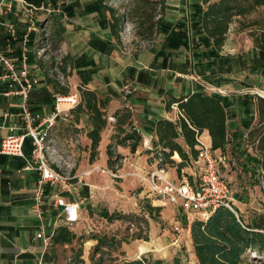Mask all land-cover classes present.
I'll return each mask as SVG.
<instances>
[{
	"label": "crops",
	"instance_id": "obj_1",
	"mask_svg": "<svg viewBox=\"0 0 264 264\" xmlns=\"http://www.w3.org/2000/svg\"><path fill=\"white\" fill-rule=\"evenodd\" d=\"M28 1L36 5L45 2L51 9L50 13L38 12L36 28L29 37L30 73L39 80L29 93L31 112L39 117L53 114L54 96L63 89L79 96L81 91L94 92L107 119L100 141L102 157L124 114L129 118L121 127L127 132L128 125L140 137L134 152L130 151V144L124 147L129 154L140 155L129 163L133 175H140L145 168L148 173V156L161 149L155 133L156 123L159 120L176 122L182 116L178 102L168 108L171 100L186 101L194 93L218 99L226 113L227 139L234 144L247 138L250 129L258 123L259 109L264 107L260 102L264 100V38L240 36L230 40L226 34L223 46L217 49L198 24L192 41L193 14L197 7L204 10L207 6L202 0H166L163 31L154 41L140 46L130 43L129 36L114 38L109 28V14L96 0ZM215 1L218 0H210ZM4 21L14 25L15 37H11L7 28H2L0 46L6 51L10 48L8 54L18 58L26 29L18 3L13 4ZM186 29L190 33L189 42L184 36ZM8 85L7 80H0V141L10 133L11 126L21 122L17 116L21 99L7 94ZM62 108L65 111L54 120L50 130L53 151L49 153L56 162L60 159L57 153L61 152L63 140L70 139L73 146L80 140L84 149L91 152L87 133L92 123L84 104L69 110L66 106ZM5 114L12 116L6 118ZM199 135L205 145H212L207 129ZM177 141L185 148L182 137ZM31 149V140L27 138L24 157L0 154V264H42L48 249V243L36 236L39 226L32 202L38 175L25 169V159L30 157ZM224 150L215 152L225 157L223 165L226 166L228 157ZM71 152L74 154L75 149ZM172 158L176 164L181 161L177 153ZM102 161L106 162L104 157ZM201 167L196 159L181 168L179 174L177 166L168 165L167 175L177 181L185 174L195 184ZM73 183L77 185L76 194L63 192L58 184L45 187L44 232L50 238L60 226L55 197L80 204L91 197L90 186ZM187 230L190 237V228Z\"/></svg>",
	"mask_w": 264,
	"mask_h": 264
},
{
	"label": "rangeland",
	"instance_id": "obj_2",
	"mask_svg": "<svg viewBox=\"0 0 264 264\" xmlns=\"http://www.w3.org/2000/svg\"><path fill=\"white\" fill-rule=\"evenodd\" d=\"M130 2L108 0V4L120 14L127 11ZM121 36H129L128 40L134 46L148 43L136 37L135 26L130 22L123 24ZM227 36L230 40L240 36L264 38V5L245 15L235 16ZM125 128L131 132L128 125ZM238 142L234 144L228 138L224 148L228 158L220 172L230 186L233 206L248 221L253 212L264 211V192L259 172L254 173L255 169L245 157L246 153L254 154L253 144L247 138ZM71 143L70 139L61 142L57 162L51 157L50 151L53 150L50 149V164L68 177V182L79 181V186H90L91 197L80 205L79 221L68 229L74 236H68L63 244L53 245L50 238L48 255L42 264H126L141 260L144 264L156 261L172 264L176 258L180 264H197L187 229L199 216L185 214L178 204H170L155 195L148 183L147 168L140 175L129 171V163L140 155L124 150L130 142L122 133H113L109 138L111 166L108 164V146L103 152L106 162L102 163L100 143L97 153L92 156L84 149L82 141L78 140L74 146ZM51 144L52 141L50 147ZM233 144L236 148L231 154ZM77 147L79 149L76 150ZM74 149L73 154L71 151ZM150 160L151 155L147 158L148 163ZM103 212L114 215V219L106 218ZM243 260L259 264L264 262V256L247 251Z\"/></svg>",
	"mask_w": 264,
	"mask_h": 264
},
{
	"label": "trees",
	"instance_id": "obj_3",
	"mask_svg": "<svg viewBox=\"0 0 264 264\" xmlns=\"http://www.w3.org/2000/svg\"><path fill=\"white\" fill-rule=\"evenodd\" d=\"M109 14V28L115 39L120 40L123 31V24L133 23L136 37L141 41H154L163 31L166 0H130L128 9L120 14L116 8L108 4V0H96ZM207 5L203 10L200 6L196 8L192 20V41L195 37V25L210 37L217 49H221L229 26L235 16L245 15L256 7L264 5V0H202ZM187 42L190 33L184 31ZM196 32V33H195ZM60 95H67V89H63ZM81 102L90 115L92 129L87 133L91 140V156L98 151L101 141V134L107 126V119L100 110L97 97L94 92L81 91ZM173 102H178L182 116L176 122L159 120L155 125L157 143L160 146L165 163L170 166H177L180 174L181 168L198 157L197 135L207 129L212 137V149L224 150L228 139L226 129V113L218 99L201 93H194L191 96L179 100H171L168 108ZM264 103V100H260ZM128 114L120 120L116 135L122 133L125 140H130V151L134 152L139 143L140 137L135 131L126 132L121 126L125 125ZM117 137V136H115ZM182 137L185 148L178 143ZM247 139L253 144L254 154H245L247 162L253 166L252 169L259 172L262 192H264V107L259 109L258 123L253 126L247 134ZM122 142H119L121 145ZM111 146L107 148V155L110 157L108 164L111 166ZM236 146L232 145V152ZM180 157V163L173 160L174 154ZM235 212L226 207L216 208L205 220H194L190 225V238L193 246L197 264H258L249 263L243 260L247 251H254L264 256V211L253 212L250 219L246 221L237 208ZM112 220L114 215L107 212L102 214ZM187 227V226H186ZM68 226L60 225L53 233L51 240L53 244H63L68 236L73 237ZM48 251V249H47ZM47 251L44 259L47 257ZM126 264H144L143 260L127 262ZM151 264V263H150ZM152 264H163L161 261ZM172 264H180L176 258ZM264 264V262H259Z\"/></svg>",
	"mask_w": 264,
	"mask_h": 264
},
{
	"label": "built area",
	"instance_id": "obj_4",
	"mask_svg": "<svg viewBox=\"0 0 264 264\" xmlns=\"http://www.w3.org/2000/svg\"><path fill=\"white\" fill-rule=\"evenodd\" d=\"M14 3L20 5L26 23L25 34L21 42V52L18 58H12L9 50H3L0 46V80H7L9 91L20 97V111L17 116L20 118L19 125L9 128L10 133L0 141V154L24 157L23 146L25 140H31V154L26 158L25 169L36 172L38 175L34 189L32 211L38 222L39 232L37 238L42 239L46 244L50 237L45 235L44 223V199L46 185L58 184L63 192L73 193L77 185L68 182L58 170L51 166L48 151L50 150V130L54 120L62 114L66 106L67 110L75 108L80 103L79 94L60 95L55 94V111L47 117H39L31 112L28 97L32 89L39 83L37 77L30 73L31 67L28 56V44L30 33L36 28L37 14L40 11L50 13V5L45 2L40 5L28 0H0V36L1 29L7 28L11 37H15V27L12 23L4 21V16L12 11ZM11 114H5L10 118ZM198 157L197 162L202 164L198 180L192 184L188 176L183 174L179 179L173 180L167 175L168 165L165 163L161 152H153L149 162L150 170L147 173L148 183L151 191L168 201L170 204H178L185 214H195L198 219L205 220L218 207H226L235 212L233 197L228 182L220 172L225 157L216 154L211 146L205 145L200 135H197ZM77 183H79L77 181ZM80 202L67 201L61 196H56L54 206L58 209L57 223L65 226H72L80 218ZM187 219V218H186Z\"/></svg>",
	"mask_w": 264,
	"mask_h": 264
}]
</instances>
